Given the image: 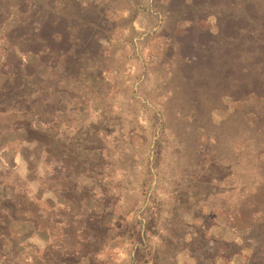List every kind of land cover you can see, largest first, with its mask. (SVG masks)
Listing matches in <instances>:
<instances>
[{
  "label": "rangeland",
  "instance_id": "obj_1",
  "mask_svg": "<svg viewBox=\"0 0 264 264\" xmlns=\"http://www.w3.org/2000/svg\"><path fill=\"white\" fill-rule=\"evenodd\" d=\"M170 2L59 4L97 7L112 29L100 39L103 82L96 90L64 84L68 107L40 123L0 113L1 256L19 264H51L55 252L63 264H249L264 179L238 175V132L220 131L237 104L210 102L194 123L187 64L172 43L185 24L171 19ZM202 24L216 31L215 18ZM24 59L51 77L37 58ZM205 129L226 139L221 164L204 157ZM251 182L255 191H246ZM91 216L106 225L105 240L87 228Z\"/></svg>",
  "mask_w": 264,
  "mask_h": 264
},
{
  "label": "trees",
  "instance_id": "obj_2",
  "mask_svg": "<svg viewBox=\"0 0 264 264\" xmlns=\"http://www.w3.org/2000/svg\"><path fill=\"white\" fill-rule=\"evenodd\" d=\"M61 1L0 0L1 114L34 116L40 123L47 115L58 117L66 110L72 99L67 86L83 82L96 90L103 82L100 39L112 29L101 25L100 15L94 14L97 7L63 10ZM30 4L35 5L34 15L29 14ZM167 12L185 24L172 43L187 64V95L197 114L194 123L210 102L228 99L237 104L220 131L238 132L234 143L245 152L238 175L264 179V0H171ZM209 18H215V32L202 24ZM26 55L37 58L51 77H43L24 59ZM201 140L204 157L221 164L219 146L226 141L222 134L205 129ZM254 187L251 182L245 189L255 191ZM260 216L250 230L255 249L249 264H264V211ZM86 223L106 239L101 219L91 216ZM1 252L0 245V264H19ZM63 262L55 252L51 264Z\"/></svg>",
  "mask_w": 264,
  "mask_h": 264
}]
</instances>
